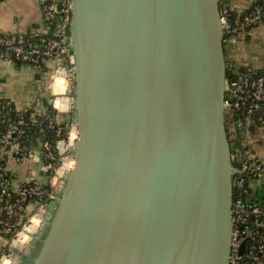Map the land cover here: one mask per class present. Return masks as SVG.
I'll return each instance as SVG.
<instances>
[{"label":"water","instance_id":"obj_1","mask_svg":"<svg viewBox=\"0 0 264 264\" xmlns=\"http://www.w3.org/2000/svg\"><path fill=\"white\" fill-rule=\"evenodd\" d=\"M72 36L75 166L20 264H229L220 0H72Z\"/></svg>","mask_w":264,"mask_h":264},{"label":"built area","instance_id":"obj_2","mask_svg":"<svg viewBox=\"0 0 264 264\" xmlns=\"http://www.w3.org/2000/svg\"><path fill=\"white\" fill-rule=\"evenodd\" d=\"M39 1L43 26L25 32L0 31V58L30 65L48 74L43 94L49 97L51 108L42 107V114L49 120L56 138L39 146L29 145L25 140L28 124L25 117L20 114L12 117L0 109V121L6 124L0 136V231L6 241L0 250V264H20V255L26 253L43 226L49 203L60 198L66 183L64 176L75 166L73 150L79 129L73 122L63 124L75 102L72 0ZM263 16L264 0L261 6L232 23L228 21L227 9H221L225 50H233L238 36L260 23ZM53 61H58L54 68L50 66ZM227 70L234 73L225 81L226 129L229 141L239 140L238 146L231 149L232 162L236 160L239 164L234 165L232 176L229 264H264V194L254 199L250 193L254 181L264 184V161L247 141L251 133L249 127L258 126L264 120L262 115L254 116L256 111H264V75L252 67H247L246 71L236 70L228 57ZM59 78H64L65 82L61 84ZM43 98H38L33 107L43 105ZM239 111L244 114H238ZM38 154L41 173H49L48 181L35 178L15 184L6 167L8 158L25 160ZM245 194L248 196L243 197Z\"/></svg>","mask_w":264,"mask_h":264},{"label":"crops","instance_id":"obj_3","mask_svg":"<svg viewBox=\"0 0 264 264\" xmlns=\"http://www.w3.org/2000/svg\"><path fill=\"white\" fill-rule=\"evenodd\" d=\"M225 2L230 8L243 12L250 8L255 0H225ZM43 22V12L39 0H0V31H30L42 27ZM228 52L230 58L237 64L264 71V23L251 29L246 38L238 41L233 50ZM57 62H51L50 66L56 67ZM47 75L30 65H18L14 61L0 58V96L12 103L17 110H28L30 107L36 106L38 98L45 97L43 93L46 92ZM64 82L65 80H61L60 83ZM36 109L40 113L43 112L39 105ZM247 141L264 161V120L253 133H250ZM37 143L39 145V141ZM6 167L13 175L15 184L35 178L44 179V175L41 173L39 154L25 160L10 157L6 162ZM253 185L257 193L261 183L257 182ZM1 221L0 210V225ZM5 244L6 241L0 231V250Z\"/></svg>","mask_w":264,"mask_h":264},{"label":"trees","instance_id":"obj_4","mask_svg":"<svg viewBox=\"0 0 264 264\" xmlns=\"http://www.w3.org/2000/svg\"><path fill=\"white\" fill-rule=\"evenodd\" d=\"M262 4V0H255L254 4L248 8L247 10L243 11V12H238L232 8H230L228 5H226L225 0H220V8L221 9H227V18L229 22H233L235 19L242 17L243 15H245L246 13H249L250 11L254 10L257 6H261ZM264 23V16L262 17L260 23L256 24L254 27H256L257 25ZM254 27L250 28L253 29ZM249 30V31H250ZM248 31V32H249ZM247 33H243L241 35L238 36V41H240L241 39H245L247 36ZM229 50L226 49V55L228 57V60L230 62H233L235 64V69L239 70V71H246L247 67L246 66H241L239 64H237L233 59L230 58L229 56ZM18 65H23L21 62H16ZM258 74H263L264 75V71H259L256 70ZM234 73V71L232 70H227V77L232 76V74ZM42 104L41 108L43 107L44 109L46 108L47 110H49L50 104H49V97H44L42 99ZM0 109L3 110V112H5L6 114H10L12 117H16V115H23L25 117V119L27 120V125L25 126L26 129V136H25V140L26 142L31 145V146H39L40 143L44 142H53L56 138L55 136V132L52 128H50L49 124H48V119L46 118V115L40 113L35 107H31L28 110L25 111H20L17 110L16 107L10 103L7 99L3 98L0 96ZM238 114H244V111H239L237 112ZM264 116V111H256V113L254 114L255 117L258 116ZM245 116V115H243ZM261 121L260 123H258V126H250L249 130L251 133H253L255 131V129H257L260 125H261ZM6 130V124L0 121V136L5 132ZM37 141H39V145L37 143ZM239 142V140H238ZM238 142L236 141H230L231 144V149H234L235 146H238ZM234 165H238L239 162L238 161H233ZM44 181H48V177H49V173H44ZM259 181H254L253 183H257ZM250 183V182H249ZM261 183V182H260ZM250 193H252V197L254 199H260L262 198L263 194H264V184H262L259 188V191L256 193L255 189H254V185L253 187L250 186ZM248 196V194L243 195V197Z\"/></svg>","mask_w":264,"mask_h":264},{"label":"rangeland","instance_id":"obj_5","mask_svg":"<svg viewBox=\"0 0 264 264\" xmlns=\"http://www.w3.org/2000/svg\"><path fill=\"white\" fill-rule=\"evenodd\" d=\"M73 81H75V80H73ZM74 83H75V82H74ZM73 95H74V89H73ZM74 98H75V97H74ZM70 114H71L72 117H75V115H76V111H75V102H74V104H73V108L71 109ZM40 179H41V178H40ZM58 200H59V198H57L55 201L50 202V203H49V206H48V209L51 210V211H54L55 208H56V206H57ZM40 246H41V242L38 244L37 250H33V253L31 252V253H32V257H34V255L38 252ZM31 253H30V254H31ZM29 256H30V255H29ZM31 263H32V260H31V259H28L26 264H31Z\"/></svg>","mask_w":264,"mask_h":264},{"label":"flooded vegetation","instance_id":"obj_6","mask_svg":"<svg viewBox=\"0 0 264 264\" xmlns=\"http://www.w3.org/2000/svg\"><path fill=\"white\" fill-rule=\"evenodd\" d=\"M40 243V241H37L34 245H33V250H37V247H38V244ZM27 257L24 259V262L23 264H26L27 263Z\"/></svg>","mask_w":264,"mask_h":264},{"label":"bare ground","instance_id":"obj_7","mask_svg":"<svg viewBox=\"0 0 264 264\" xmlns=\"http://www.w3.org/2000/svg\"><path fill=\"white\" fill-rule=\"evenodd\" d=\"M61 80H65V79H64V78H59V80H58V81H60V82H61ZM58 102H59V101H58ZM58 102H57V103H58Z\"/></svg>","mask_w":264,"mask_h":264}]
</instances>
